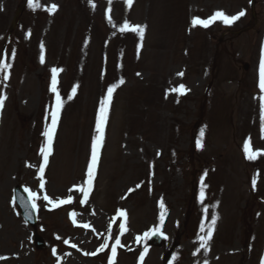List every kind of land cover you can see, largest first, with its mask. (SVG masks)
<instances>
[{
  "label": "rangeland",
  "instance_id": "obj_1",
  "mask_svg": "<svg viewBox=\"0 0 264 264\" xmlns=\"http://www.w3.org/2000/svg\"><path fill=\"white\" fill-rule=\"evenodd\" d=\"M21 2L0 0V59L12 65L7 81L0 76V95L6 97L0 108V257L6 259L0 264H52L51 247L63 237L80 238L64 210L47 211L42 196L56 199L76 193L69 192L72 184L84 185L100 101L113 84L89 201L72 207L91 212L105 233L117 234L124 223L121 242L159 228L166 244L149 248L142 264H161L167 251L169 264H261L264 138L257 99L262 93L254 85L264 0L255 1L253 15L251 0H133L131 6L124 0L111 5L92 0L94 8L89 0H39L35 10L27 0L17 30L5 42ZM53 4L57 8L50 14L46 8ZM217 11L244 15L229 25L216 20L207 28L191 26L193 17L208 19ZM125 20L144 26L143 39L119 31ZM53 68L62 70L57 89L63 106L41 176L39 150L55 104ZM179 85L186 89L183 94L171 91ZM249 138L251 150L261 152L255 160L244 155ZM195 178L198 198L190 208L186 201L193 200ZM17 184L38 195L36 231L46 240L43 250L33 247V229L13 202ZM116 209L125 216L113 222ZM213 214L218 218L212 237L206 249L200 248L198 236L206 235ZM136 246L135 252L117 249L113 263L132 264L141 243ZM67 264L107 261L103 255L98 260L73 256Z\"/></svg>",
  "mask_w": 264,
  "mask_h": 264
},
{
  "label": "snow or ice",
  "instance_id": "obj_2",
  "mask_svg": "<svg viewBox=\"0 0 264 264\" xmlns=\"http://www.w3.org/2000/svg\"><path fill=\"white\" fill-rule=\"evenodd\" d=\"M28 2H29V5L31 7H33L34 10L36 8L41 7L39 0H28ZM107 2L109 5H111L112 0H107ZM124 2L128 6H131L133 0H124ZM89 4L93 8L95 7V5L92 3V0H89ZM56 8H57V6L55 4H53L49 7H47L46 10L51 14V13L56 11ZM110 11H111V8L109 7L106 10V16ZM243 15H244L243 11L239 12L237 15H234V16H229L222 11H217L208 19H200L198 17H193L190 23H191V26H193V27L199 25V26L207 28L210 26L211 23L215 22L216 20H220L224 24L229 25V24L233 23L234 21L238 20ZM109 21L111 22L110 17H109ZM119 31L121 33L131 31V32L137 33L140 36V38L143 39L144 26H140V25L132 26L128 23L127 20H125L123 22V24L121 26H119ZM14 55H15V51L13 50L12 56L14 57ZM43 62H44L43 45H41V63H43ZM11 66L12 65L10 63H7L5 59H0V76H2V79L4 81H7L9 79V71L8 70L11 68ZM59 71H62V70L57 69V68L51 69L52 77H51V89L50 90L55 94V104H54V107L51 109V124L46 126L45 131L43 132V135L46 137V144L42 145L40 150H39V154L43 157V161H44L43 163H41L39 165V168H38V171L41 174V176L44 172V168H45V164H46L47 159H48V155L52 151V141H53L54 133L56 131L59 113H60L61 108L63 106V100L61 99V96H60L59 91L57 89V83H58L57 74ZM178 75H182V73H179ZM120 83H123V80H121ZM116 87H117L116 84H113L112 86L108 87L107 95L103 99H101V101H100V107H99V112L97 115L96 126H95V131H96L97 135H94L92 138L91 160H90L88 167H87V179L84 181V184H86L87 187L82 186V187H79L76 189L77 191L81 192L83 195V198L80 200L81 205L85 204V202L87 201L91 187H92V182L94 179V171H95V168H96V165L98 162V152H99L100 147L102 146V142L104 139V127H105L106 118H107L108 105L111 101L113 91ZM258 87L260 89V92L262 93L259 97H257V99L259 100V104H260L261 134H262V138H264V48L261 49ZM75 91H76V88L73 87L72 93L74 94ZM171 91H175L177 93L183 94L186 91V89H185L184 85H179L178 87L172 88ZM166 95H167V93H166ZM68 98L71 99L72 96L70 95ZM4 99H6V97L3 95H0V108L3 107ZM202 135H203V131H201V136ZM197 146L198 147L201 146L199 140L197 141ZM243 151H244L245 158L248 160H255L259 155H261V152L251 150L250 138L248 140H245L244 146H243ZM201 180H203V177L201 178ZM252 185H253V189H255V185H256L255 178L252 181ZM137 187H139V185H137ZM41 188H43V180H41ZM25 191H28V190L25 189ZM71 191H72V189H69V192H71ZM28 196H29V202L31 205V209L33 211H35L37 209V204L35 201L38 197H37L36 193L31 192V191H28ZM43 199L45 201H48V203L53 204V207H56V206H59L62 204H70L73 201V197L71 195H69L67 197V199L59 200L58 204L54 203L47 195H45L43 197ZM200 199H201V201H203V199H204V188L203 187L201 188V191H200ZM159 207L161 208L160 222H161V224H163L165 208H164V204H163L162 200L159 203ZM204 211L207 212L208 209L205 208ZM118 215L123 217V216H125V212L118 210ZM69 216H70V218L75 217L76 213L71 212V213H69ZM217 218L218 217L215 214H213L211 217V223H209L207 225L206 235L198 236V239L200 241V248L206 249V245L212 237L214 225H215ZM73 223L75 224L74 219H73ZM84 227L87 228L88 226L84 225ZM204 230H205V224L203 221H201L200 231L204 232ZM120 231H121V234L125 231V224L124 223H120ZM158 232H159V228H156L152 231V233L146 232L144 235H145V237H148L150 234H156ZM137 239H139V237ZM64 243H68V241L65 240ZM119 245H120V239H119V236H117L115 239V243L112 245V255L109 257V264H113V260H114V257L116 255V248ZM73 247H75V245H73ZM105 247H106V243L102 244L97 251H103V249ZM145 251H146V249H145ZM197 251H199V249H197ZM55 254H56V250L53 249V255H55ZM88 254L95 255L96 253H88ZM143 256H144V252L141 253V257H140L141 260L143 259ZM0 259H6V258L0 257ZM261 264H264V258H262Z\"/></svg>",
  "mask_w": 264,
  "mask_h": 264
}]
</instances>
